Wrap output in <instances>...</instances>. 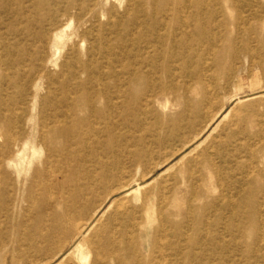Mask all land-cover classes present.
Wrapping results in <instances>:
<instances>
[{
  "label": "rangeland",
  "instance_id": "1",
  "mask_svg": "<svg viewBox=\"0 0 264 264\" xmlns=\"http://www.w3.org/2000/svg\"><path fill=\"white\" fill-rule=\"evenodd\" d=\"M261 143L264 0H0V264H264Z\"/></svg>",
  "mask_w": 264,
  "mask_h": 264
},
{
  "label": "bare ground",
  "instance_id": "2",
  "mask_svg": "<svg viewBox=\"0 0 264 264\" xmlns=\"http://www.w3.org/2000/svg\"><path fill=\"white\" fill-rule=\"evenodd\" d=\"M194 124H195V120L189 119L185 123V127L186 128L192 127ZM255 149L258 150L255 151ZM251 156L254 159L259 158L260 168L258 170H251L243 180V186H242L243 193L238 199V204H239L238 207L240 210L242 209V213L245 219L249 220L253 226H256L255 223H256L257 209L261 204H264V197L261 196V194L264 193V144L261 143L258 145L257 148H253L251 150ZM224 204L225 203L223 201V207L226 206V204L225 205ZM91 225L92 223L90 224V226ZM84 229L85 226L79 228L78 230L79 236L84 235ZM115 251L110 250L108 252V256H110L112 260L113 258L115 259L116 263L114 264H122L121 257H119V255ZM88 256H89V252L87 250V254L82 256L83 262L86 257L88 258Z\"/></svg>",
  "mask_w": 264,
  "mask_h": 264
}]
</instances>
